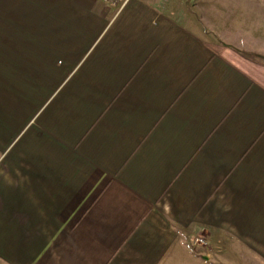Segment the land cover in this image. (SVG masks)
Listing matches in <instances>:
<instances>
[{"label":"crops","instance_id":"0c3cea01","mask_svg":"<svg viewBox=\"0 0 264 264\" xmlns=\"http://www.w3.org/2000/svg\"><path fill=\"white\" fill-rule=\"evenodd\" d=\"M2 12L0 264H187L200 234L264 242V0Z\"/></svg>","mask_w":264,"mask_h":264},{"label":"rangeland","instance_id":"374dc122","mask_svg":"<svg viewBox=\"0 0 264 264\" xmlns=\"http://www.w3.org/2000/svg\"><path fill=\"white\" fill-rule=\"evenodd\" d=\"M33 20V18H31ZM2 0H0V25L3 24ZM27 18V23H29ZM7 24L15 23L13 18L6 19ZM257 227V226H256ZM205 243L189 242V248H193L195 255L191 259L188 257L187 264H264V242L252 239L225 240L215 244H210L206 234H200ZM257 232H252L251 237H258Z\"/></svg>","mask_w":264,"mask_h":264},{"label":"built area","instance_id":"2783aa9c","mask_svg":"<svg viewBox=\"0 0 264 264\" xmlns=\"http://www.w3.org/2000/svg\"><path fill=\"white\" fill-rule=\"evenodd\" d=\"M100 1L102 3L108 5V6L116 8V9L121 8L122 6H124L128 2V0H100ZM193 241L197 242V243H202V244L205 243L204 238H202L200 236H196Z\"/></svg>","mask_w":264,"mask_h":264}]
</instances>
